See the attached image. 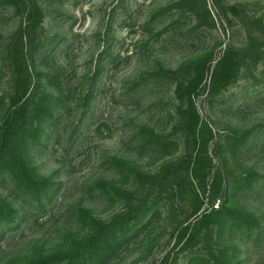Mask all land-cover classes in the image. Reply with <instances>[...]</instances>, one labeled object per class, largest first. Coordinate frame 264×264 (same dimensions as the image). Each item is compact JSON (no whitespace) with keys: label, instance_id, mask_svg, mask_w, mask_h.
<instances>
[{"label":"rangeland","instance_id":"374dc122","mask_svg":"<svg viewBox=\"0 0 264 264\" xmlns=\"http://www.w3.org/2000/svg\"><path fill=\"white\" fill-rule=\"evenodd\" d=\"M25 5L0 0V126L17 87L12 167L47 182L33 196L0 169V264H264V0ZM227 50L237 69L216 89Z\"/></svg>","mask_w":264,"mask_h":264},{"label":"trees","instance_id":"16d2710c","mask_svg":"<svg viewBox=\"0 0 264 264\" xmlns=\"http://www.w3.org/2000/svg\"><path fill=\"white\" fill-rule=\"evenodd\" d=\"M8 3L16 6L17 8H22L23 6H26V0H6ZM31 3L30 6V13L28 14V17L32 22H29V24L24 27V29L28 30V28H33L38 22V18L40 17V13L38 9ZM29 20V21H30ZM238 65V52L233 50H227L223 53V55L218 59V61L215 63L213 67V71L211 73V78L213 81V88L219 89L223 88L224 86H227L230 81L234 78L235 71L237 69ZM209 70V67L206 69H202V67H198L195 71V75L193 76L192 80L186 84L183 85L182 82H178L176 85V96L178 99L183 100L184 93L183 89H192L196 85H200L203 81L204 73ZM18 74L21 75V72ZM183 93V94H182ZM190 93L186 95L187 97H190ZM24 95V91H20L19 88H15L14 95L10 98V106L7 109L6 116L4 119V123L0 126V145L2 146L4 152L0 153V169L2 168H9L12 167L13 162L10 160L12 157L11 154L13 151H15L16 147L19 146V136L21 134V130L26 126L27 124V118L25 115V107L24 104L20 103L22 97ZM191 106V104H190ZM191 109V108H190ZM10 113V117L8 114ZM195 113L193 110L190 111V117L189 122H193V125L196 124ZM195 122V123H194ZM189 126H192V124H188ZM8 129H13V134H8ZM13 140V141H12ZM18 143V145H17ZM19 166L21 169L24 167L23 160L21 153H18L17 155ZM12 159V158H11ZM199 159V157H198ZM13 174L17 176V173L13 169ZM218 178V177H217ZM18 183L23 186L26 190H28L33 196H37L39 192H42L45 188L46 179H43L41 181H35L28 178V181H23L20 179L19 175L17 176ZM221 179H217L214 183V193H222V190L220 189ZM205 217H208L209 214H204ZM123 218V217H122ZM129 223V220H114L112 223H110L108 226L99 228L100 232L106 230L108 227H112L114 229V232H123L124 229H126L127 225ZM64 258L66 257L62 256L61 254L54 253L48 256L40 257L39 259H36L34 261H31L28 264H75L74 262H71L70 260L66 263H64ZM71 259V258H70Z\"/></svg>","mask_w":264,"mask_h":264},{"label":"built area","instance_id":"2783aa9c","mask_svg":"<svg viewBox=\"0 0 264 264\" xmlns=\"http://www.w3.org/2000/svg\"><path fill=\"white\" fill-rule=\"evenodd\" d=\"M213 206H214V207H217V206H218V202H215V203L213 204Z\"/></svg>","mask_w":264,"mask_h":264}]
</instances>
